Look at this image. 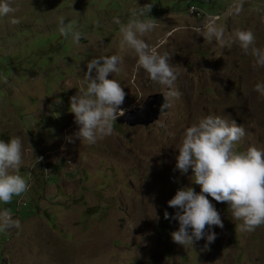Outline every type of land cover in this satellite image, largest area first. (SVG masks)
I'll list each match as a JSON object with an SVG mask.
<instances>
[{"label":"rangeland","instance_id":"rangeland-1","mask_svg":"<svg viewBox=\"0 0 264 264\" xmlns=\"http://www.w3.org/2000/svg\"><path fill=\"white\" fill-rule=\"evenodd\" d=\"M9 2L20 23L0 17V134L22 140L18 174L30 189L10 204L0 203V211L9 209L22 225L0 232V264H264V226L242 232L228 203L208 197L224 227H206V233H216L207 247L206 236L187 248L173 241L179 222L171 219L177 210L168 206L181 188L200 192L192 170L182 175L175 166L184 131L201 118L218 115L243 126L238 151L264 149V95L254 90L264 83V67H254L256 58L237 44L221 47L195 31L218 26L227 37L251 30L255 46L264 49V0ZM148 3L153 8L145 18L155 19L157 27L143 39L171 55L179 71L173 85L178 96L149 126L117 119L112 136L82 142L74 135L79 126L70 98L86 88L93 58H122L120 71L108 78L124 88L126 111L171 91L137 69L132 50L120 48L114 18L126 24L133 10ZM61 16L83 33L78 45L60 35Z\"/></svg>","mask_w":264,"mask_h":264},{"label":"clouds","instance_id":"clouds-1","mask_svg":"<svg viewBox=\"0 0 264 264\" xmlns=\"http://www.w3.org/2000/svg\"><path fill=\"white\" fill-rule=\"evenodd\" d=\"M152 8L153 4H145L139 11H132L126 24H122L118 17L114 18V23L120 25V48L135 53L137 69L142 68L154 83L171 89L163 94V110L170 106V98L178 96L173 85L179 71L170 63L171 55L160 54L143 39L157 27L155 19L145 18ZM16 11L17 8L9 0H0V17H9L11 25L20 23L14 15ZM58 21L60 35L65 39L71 37L72 42L78 45L83 33L73 29L74 22L65 24L62 16ZM195 31L205 40L215 39L221 47L231 48L237 44L245 54L256 58L254 67H264V49L255 46L256 37L251 30L237 29L227 37L224 29L218 26L197 28ZM121 63L122 58L118 55L93 58L88 62L84 75L86 88H81L70 98V111L79 126L74 135L82 142L95 144L112 136L115 121L125 115L122 105L126 92L118 81L108 78L120 71ZM254 90L264 95V83L256 84ZM245 135L243 126L237 125L234 120L229 123L218 115L203 117L184 131L177 148L179 155L175 167L182 175L191 169L193 175L190 179L194 185L200 186V192L197 193L194 187L181 188L168 201V206L177 210L171 217L179 222L178 230L171 233L175 243L187 248L193 247L205 236V247L215 241L216 233H206V227L209 230L212 226L223 228L224 224L209 196L216 202L230 205L232 218L242 222L239 225L242 232L250 233L264 226V149L249 146L244 151H238L237 145ZM68 140L74 142L73 137H68ZM41 159L38 157V162ZM23 164L20 137L13 136L7 142L0 140V203L10 204L14 197H21L29 191V181L18 174ZM164 217L169 219V213L165 212ZM21 227V221L13 218L9 209L0 211V232Z\"/></svg>","mask_w":264,"mask_h":264},{"label":"water","instance_id":"water-1","mask_svg":"<svg viewBox=\"0 0 264 264\" xmlns=\"http://www.w3.org/2000/svg\"><path fill=\"white\" fill-rule=\"evenodd\" d=\"M165 103L162 93L150 95L144 103L136 109L127 110L123 117L118 118L119 123H127L131 126H149L160 118ZM164 109V108H163Z\"/></svg>","mask_w":264,"mask_h":264},{"label":"trees","instance_id":"trees-1","mask_svg":"<svg viewBox=\"0 0 264 264\" xmlns=\"http://www.w3.org/2000/svg\"><path fill=\"white\" fill-rule=\"evenodd\" d=\"M219 13H216V15H218ZM0 140H4V141H9L10 137L6 134V133H1L0 134Z\"/></svg>","mask_w":264,"mask_h":264},{"label":"built area","instance_id":"built-area-1","mask_svg":"<svg viewBox=\"0 0 264 264\" xmlns=\"http://www.w3.org/2000/svg\"><path fill=\"white\" fill-rule=\"evenodd\" d=\"M195 9H196V7H192V11L195 10ZM216 16H219V15H216Z\"/></svg>","mask_w":264,"mask_h":264}]
</instances>
